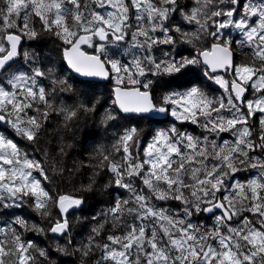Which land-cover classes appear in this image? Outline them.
Instances as JSON below:
<instances>
[{
    "label": "snow or ice",
    "instance_id": "snow-or-ice-1",
    "mask_svg": "<svg viewBox=\"0 0 264 264\" xmlns=\"http://www.w3.org/2000/svg\"><path fill=\"white\" fill-rule=\"evenodd\" d=\"M44 35L58 42L59 71L44 54ZM24 37L33 50L21 51ZM180 44L191 48L176 50ZM234 45L250 52L240 63ZM64 63L81 76L110 81L112 105L101 112L106 101L93 99L91 82L80 81L85 88L77 93L60 74ZM201 67L222 90L219 96L187 79ZM157 90L166 91L157 97ZM64 93L70 95L57 105L53 98ZM53 114L65 132L97 116L105 131L119 120L131 125L118 126L110 149L99 145L87 163L73 164L80 175L79 169H92L78 194L48 187L49 168L69 172L63 161L73 144L62 138L50 162L41 149L42 162L17 140L39 145ZM160 114L207 134L172 124L142 143L147 133L138 122H159ZM98 137L96 128L85 127L81 150ZM243 171L250 178L235 180ZM102 174L108 175L105 190L129 195L109 193L88 235L76 242L70 217L94 197ZM25 207L46 225L16 215ZM197 214L212 216V225L193 223ZM0 216L9 217L0 221V264H57L51 250L21 229L63 240L57 251L72 249L79 264H264V0H0Z\"/></svg>",
    "mask_w": 264,
    "mask_h": 264
},
{
    "label": "trees",
    "instance_id": "trees-1",
    "mask_svg": "<svg viewBox=\"0 0 264 264\" xmlns=\"http://www.w3.org/2000/svg\"><path fill=\"white\" fill-rule=\"evenodd\" d=\"M184 2H187V0H184ZM227 31H229L231 35L233 36V38L236 40H239L242 38L239 35V33L236 32L235 30L229 29ZM42 39L47 42V47L44 49V54L51 59H55L57 70L59 71L62 58H57V53L55 51L58 42L56 41L54 36H49V35H44ZM25 42L27 44L31 43L30 41H28L27 37H25ZM179 46L185 49L191 48L190 45L180 44V45H177L176 50H180L178 49ZM207 46H210V44ZM127 47L128 45L126 43L123 44L122 48L120 49V53H122L123 49ZM233 47H234V52H235V62L236 63L242 62L246 56L250 55V52L247 48H245L244 50H239V49H236L235 45ZM24 50L31 51L33 49H30L29 46L25 45L21 49V51L23 52ZM86 50L89 52L92 51L88 48H86ZM165 50H169V49L166 48ZM192 51L194 53V49ZM156 54L159 55V52H157ZM127 58H130V57H127ZM20 63H23L22 57H20ZM203 71L204 69L201 67V86L204 87V90L207 91L210 95L219 96L222 90L219 88L218 85H215L212 81L204 77ZM60 74L64 77L69 78V82L75 85L77 89V93L84 90L85 85L79 83L82 80H78L70 76L66 67H64L63 72ZM191 74L194 75L195 70ZM192 80H194V77L192 78ZM85 82H88V81H85ZM45 83H47V81H45ZM91 85H93L94 87H89V92L94 93L93 99L94 100L98 99L101 102L106 101V103H104V108L101 109V112H103L105 109H108L112 105L111 84L91 82ZM162 93H163V90H157L154 93V95L159 97L160 95H162ZM68 95L70 94L68 93L58 94L56 97L53 98L54 102L57 105H59L60 101L66 99ZM81 98L83 99L85 97H81ZM247 99H252L251 90H249V93L247 94ZM67 102L71 103V101H67ZM172 124H176L177 127L180 129V131L186 130L188 132L193 133L194 135H201L203 133V129L199 128L198 126L192 125L190 123H185L183 124V126H181L180 122L175 121L174 118L170 116L169 126H171ZM117 125L118 126H131L127 124V122L124 120L117 121ZM118 126L107 128V131H105L106 126L100 124L99 117L97 116L95 120L89 119L87 120V122H85L82 119L81 121L78 122V124L75 125L74 129H70L67 132H65L63 130L62 118H60L57 114H53L51 118L49 119V121L46 123L47 135L44 136L42 142L39 145H27L26 141L20 140V138H17V140L19 141L20 146L24 147L30 156H32L35 159H39L42 162L45 161V156H44V152L41 151V149H47L49 151L50 155L48 157V160L50 162L51 159L56 157V153L59 150V144L62 138H63L64 143L73 144L75 146L74 150L68 149L67 151L69 155L63 161L64 167L68 169L69 172H71L72 174L69 175V172H65L62 175L54 174L49 168V175L53 176V183L49 184L48 187L53 188V189L58 187L61 193L78 194L75 192V189L78 188L81 183L87 182V178L88 176L91 175L92 169L90 168L79 169V173H82V175H80V174H77L73 170V164L79 162L81 159H83L85 163H87L89 154L93 153V149L98 147L99 145H103L106 149H110L112 143L114 142L113 134L120 130V127ZM137 126L144 129V131L147 133V137L145 136L141 137L142 143L144 144H146L147 140L151 137L152 131H154L157 128L166 127L162 124L155 123L153 125V129L150 131V123L147 119L143 121H139ZM257 126H258V123H257ZM85 127L89 129L93 127L96 128L99 132V137L95 143L89 144L84 150H81L78 141ZM74 131L76 132L75 136L73 135ZM54 132H57L58 134L53 136ZM203 134H207V133H203ZM222 137L224 140L231 139L230 134H222ZM212 138H215V137L213 136ZM218 142L222 143V140H218ZM251 174L255 175V170H253ZM248 178H250V174L248 171H243L235 176V180H239L241 182L246 181ZM107 182H108L107 174H102V178L98 177L97 178V188L95 190L94 197L91 194H89L90 198L88 200V205L85 206V209L83 211H75L72 213V216L70 217V219L73 221L72 231H73V235L75 236L76 242H79L81 239H84L88 235L92 227L91 217L95 215L96 213L100 212L102 208H105L107 206V202L110 200L109 193H111V196L122 195L126 197L129 195L127 192H124L123 190H120L119 192L114 191L112 189L105 190L103 186ZM153 203H156L159 206H163V207H170L173 209V211H175L176 208L179 207V202H176V201H155L153 200ZM53 214H55V209H53ZM16 215H24L25 218L28 219L29 223H36L40 227H44L46 225V220L42 219L38 213L32 212L31 209H28L26 207L24 209L17 210ZM78 217L79 219H77ZM6 219H9V217L0 216V221H4ZM191 219L193 223L203 222L207 224L208 226H211L213 223V217L210 215H206V214L205 215L197 214ZM129 222H131L130 219H129ZM20 231L22 232V234L25 236L26 239L35 238V242L39 245V247L51 250L53 255L50 257V259L52 261H56L57 264H61V262H64V264H72L73 261H76V264H79L78 257L72 254V249H69L67 254L57 251V245L64 246L63 240L57 239L55 237L50 239L49 238L51 236L50 233L42 235V234H38L34 232L32 233L24 232L22 229ZM106 235L107 233H105V236ZM98 258H99V252H97V254L92 258V260L94 261Z\"/></svg>",
    "mask_w": 264,
    "mask_h": 264
},
{
    "label": "water",
    "instance_id": "water-1",
    "mask_svg": "<svg viewBox=\"0 0 264 264\" xmlns=\"http://www.w3.org/2000/svg\"><path fill=\"white\" fill-rule=\"evenodd\" d=\"M23 44H24V39L22 40V46H23ZM21 48H22V47H21ZM64 67L67 68L66 63H64ZM67 70L69 71V73H70L73 77H75V78L78 79V80H82V81H91V82H95V83H103V84H108V83L110 82V81L102 80V79H100V78L84 77V76H81V75H79V74H77V73H74L73 71H71V70L68 69V68H67ZM219 74H223V73H219ZM111 89H112V86H111ZM111 96H112V93H111ZM112 100H113V97H112ZM121 115L123 116V115H128V114H121ZM168 118H169V116L165 117L163 114H160V115L154 117V119H155L156 121L166 120V119H168ZM51 235H52V234H51Z\"/></svg>",
    "mask_w": 264,
    "mask_h": 264
},
{
    "label": "flooded vegetation",
    "instance_id": "flooded-vegetation-1",
    "mask_svg": "<svg viewBox=\"0 0 264 264\" xmlns=\"http://www.w3.org/2000/svg\"><path fill=\"white\" fill-rule=\"evenodd\" d=\"M24 47V46H23ZM178 49H185V48H182L181 46H179V48ZM180 54L181 55H188L189 54V52H187V51H181L180 52ZM235 58V57H234ZM69 72V71H68ZM70 74V73H69ZM70 76H72L71 74H70ZM191 76H192V78L194 77V80H196V81H199V84H200V86H201V68H197V69H195V74L194 75H192V74H190L188 77H187V79H191L192 80V78H191ZM73 77V76H72ZM151 78V77H150ZM88 82H91V81H88ZM163 91H166V90H163ZM157 124H162V125H164V126H166V127H169V120L168 119H166V120H160L159 122H156ZM155 123H150V131L153 129V125H154Z\"/></svg>",
    "mask_w": 264,
    "mask_h": 264
},
{
    "label": "rangeland",
    "instance_id": "rangeland-1",
    "mask_svg": "<svg viewBox=\"0 0 264 264\" xmlns=\"http://www.w3.org/2000/svg\"><path fill=\"white\" fill-rule=\"evenodd\" d=\"M23 39H24V45H23V46H25V45L29 46V44H27V43L25 42V37H24ZM90 50H92V49H90Z\"/></svg>",
    "mask_w": 264,
    "mask_h": 264
}]
</instances>
